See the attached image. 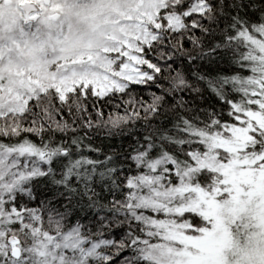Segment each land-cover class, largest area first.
I'll use <instances>...</instances> for the list:
<instances>
[{
	"label": "snow or ice",
	"instance_id": "1",
	"mask_svg": "<svg viewBox=\"0 0 264 264\" xmlns=\"http://www.w3.org/2000/svg\"><path fill=\"white\" fill-rule=\"evenodd\" d=\"M0 264H264V0H0Z\"/></svg>",
	"mask_w": 264,
	"mask_h": 264
}]
</instances>
